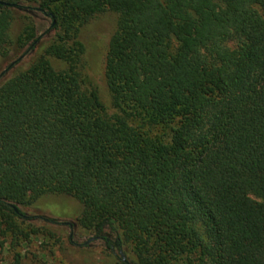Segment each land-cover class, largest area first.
<instances>
[{"label": "trees", "instance_id": "obj_1", "mask_svg": "<svg viewBox=\"0 0 264 264\" xmlns=\"http://www.w3.org/2000/svg\"><path fill=\"white\" fill-rule=\"evenodd\" d=\"M0 1L1 59L39 47L34 26L12 37L20 1L53 32L0 74V235L67 196L118 264H264V0ZM104 12L109 106L78 40Z\"/></svg>", "mask_w": 264, "mask_h": 264}, {"label": "rangeland", "instance_id": "obj_2", "mask_svg": "<svg viewBox=\"0 0 264 264\" xmlns=\"http://www.w3.org/2000/svg\"><path fill=\"white\" fill-rule=\"evenodd\" d=\"M16 8L12 23V37H17L25 26H34L39 47L34 53L22 56L23 50L14 51L7 59L0 58V74L16 60L20 63L10 71L15 74L23 70L37 57L52 41L53 32L50 31L52 19L34 9ZM118 17L112 12L101 13L79 28L78 40L84 46V73L88 75L93 85L98 89L101 100L110 105V97L105 83V58L111 38L117 29ZM56 70L66 69V65L50 59ZM81 205L67 196L45 195L29 208H22V212L32 217L36 234L30 232L27 226H20L21 233L16 226H11L16 234L10 232L0 235V264H118L120 254L115 250L110 254L104 241L89 242L93 235L72 227L71 223L79 217ZM53 220L56 224H52ZM87 242V243H86ZM86 245L83 246V244ZM124 260L126 259L122 252Z\"/></svg>", "mask_w": 264, "mask_h": 264}, {"label": "water", "instance_id": "obj_3", "mask_svg": "<svg viewBox=\"0 0 264 264\" xmlns=\"http://www.w3.org/2000/svg\"><path fill=\"white\" fill-rule=\"evenodd\" d=\"M0 5H2V6H9L10 4H7V3H4V2H2V1H0ZM54 24V23H53ZM21 58H19V60H20ZM13 64V63H12ZM12 64H11V66H12ZM5 72V71H4ZM14 210H15V212H17V209L16 208H14ZM95 240H98V238H91L90 240H89V242H92V241H95ZM122 256V255H121ZM122 258H123V256H122ZM123 260H124V258H123ZM125 261V260H124Z\"/></svg>", "mask_w": 264, "mask_h": 264}]
</instances>
